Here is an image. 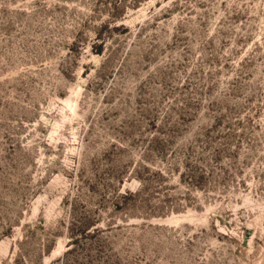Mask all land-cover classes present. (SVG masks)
<instances>
[{
	"label": "rangeland",
	"instance_id": "rangeland-1",
	"mask_svg": "<svg viewBox=\"0 0 264 264\" xmlns=\"http://www.w3.org/2000/svg\"><path fill=\"white\" fill-rule=\"evenodd\" d=\"M0 264H264V0H0Z\"/></svg>",
	"mask_w": 264,
	"mask_h": 264
}]
</instances>
